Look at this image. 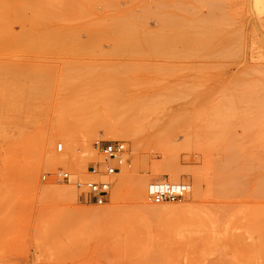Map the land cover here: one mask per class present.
Here are the masks:
<instances>
[{"label": "rangeland", "instance_id": "1", "mask_svg": "<svg viewBox=\"0 0 264 264\" xmlns=\"http://www.w3.org/2000/svg\"><path fill=\"white\" fill-rule=\"evenodd\" d=\"M0 264H264V0H0Z\"/></svg>", "mask_w": 264, "mask_h": 264}, {"label": "built area", "instance_id": "2", "mask_svg": "<svg viewBox=\"0 0 264 264\" xmlns=\"http://www.w3.org/2000/svg\"><path fill=\"white\" fill-rule=\"evenodd\" d=\"M93 150L99 155L98 161H92L87 166V178L74 177L66 170H57L44 174L42 179L54 183L72 185L77 192V198L88 204H103L109 194L111 177L123 168H129L130 158L126 144L123 141H94ZM56 150H62V144L56 145ZM189 192V184L185 182L155 181L148 185L145 198L153 204L181 200Z\"/></svg>", "mask_w": 264, "mask_h": 264}, {"label": "bare ground", "instance_id": "3", "mask_svg": "<svg viewBox=\"0 0 264 264\" xmlns=\"http://www.w3.org/2000/svg\"><path fill=\"white\" fill-rule=\"evenodd\" d=\"M148 2V1H147ZM161 2V1H160ZM155 3V2H154ZM142 7V6H141ZM131 11V10H130ZM160 11V10H159ZM217 17V16H216ZM148 18V17H147ZM209 18V17H208ZM178 19V18H177ZM138 20V19H137ZM164 21V20H163ZM166 21V20H165ZM205 21V20H204ZM173 23V22H172ZM148 24V23H147ZM161 24V23H160ZM188 25V24H187ZM192 25V24H191ZM152 27V26H151ZM158 27V26H157ZM163 27V26H162ZM167 27V26H166ZM165 27V28H166ZM172 27V26H171ZM149 28V27H148ZM146 29V28H145ZM151 29H153V28H151ZM164 29V28H163ZM206 29V28H205ZM144 30V29H143ZM158 30H159V28H158ZM130 31V30H129ZM170 31V30H169ZM203 31V30H202ZM210 31V30H209ZM122 32V31H121ZM157 32V31H156ZM168 32V31H167ZM130 33V32H129ZM160 34V33H159ZM104 35V34H103ZM128 37V36H127ZM157 37V36H156ZM163 37V36H162ZM102 38V37H101ZM123 38V37H122ZM159 38H161V37H159ZM140 39V38H139ZM164 39V38H163ZM169 39V38H168ZM167 39V40H168ZM171 39V38H170ZM156 40V39H155ZM144 41H145V39H144ZM139 42H140V40H139ZM167 42V41H166ZM136 43V42H135ZM145 43H146V41H145ZM144 43V44H145ZM152 43V42H151ZM142 44V43H141ZM150 44V43H149ZM155 44H156V41H155ZM157 45H158V43H157ZM161 46H162V44H161ZM160 46V47H161ZM157 47H159V46H157ZM149 185V184H148ZM148 187V186H147Z\"/></svg>", "mask_w": 264, "mask_h": 264}]
</instances>
